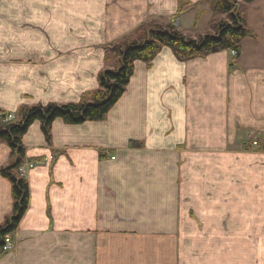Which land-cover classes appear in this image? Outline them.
<instances>
[{
  "label": "crops",
  "instance_id": "crops-1",
  "mask_svg": "<svg viewBox=\"0 0 264 264\" xmlns=\"http://www.w3.org/2000/svg\"><path fill=\"white\" fill-rule=\"evenodd\" d=\"M178 1L0 0V113L83 102L102 45L174 16ZM247 24L256 38L237 60L182 63L165 48L152 67L136 63L106 120H56L51 143L35 122L30 203L0 264H264V0ZM12 163L0 143V227Z\"/></svg>",
  "mask_w": 264,
  "mask_h": 264
},
{
  "label": "trees",
  "instance_id": "trees-1",
  "mask_svg": "<svg viewBox=\"0 0 264 264\" xmlns=\"http://www.w3.org/2000/svg\"><path fill=\"white\" fill-rule=\"evenodd\" d=\"M205 1L219 17L212 24L214 34L199 36L194 40L175 29L167 30L157 22L145 24L137 31L138 39H126L105 49L107 61L115 58L117 66L113 70L106 69L99 75L98 89L87 94L81 104L23 107L17 114L18 120L10 124H4L0 118L3 125L0 128V143H6L10 147L13 159V163L2 171V175L12 184L14 202L12 217L0 227V249L3 250L6 238L17 230L29 207V184L21 175L20 168L25 163L26 154L23 140L35 122L41 123L46 140L51 143L52 126L56 120H63L69 125L106 120L126 93L134 76L136 63L142 62L151 67V63L164 48L172 50L182 63L205 59L222 52H234V60L241 57L243 41L256 38L248 27L246 17L248 5L255 0ZM133 146L142 147V144L134 143Z\"/></svg>",
  "mask_w": 264,
  "mask_h": 264
},
{
  "label": "rangeland",
  "instance_id": "rangeland-1",
  "mask_svg": "<svg viewBox=\"0 0 264 264\" xmlns=\"http://www.w3.org/2000/svg\"><path fill=\"white\" fill-rule=\"evenodd\" d=\"M178 4H179L178 11H176L174 16H172V17L171 16H169V17L163 16L162 19H151L148 22L144 23L143 25L151 23V22H157L158 24H160L161 26H163V28H165L167 30L175 29V30L181 32L182 34H184L187 38H191L194 40L197 39L199 36L214 34V26L212 24L214 23V20H218L219 17H217L215 15V13L211 10L209 5L206 4L205 0L198 3V4H195V5L190 3L187 0H179ZM249 5H248V7H249ZM216 17H217V19H215ZM246 17H247V15H246ZM143 25H141V26H143ZM140 27L138 29H140ZM138 29H136L135 31H133L129 35H126L124 37H120L119 39H115L114 41H112L108 44L102 45L101 48L103 49L104 56H105V59H104L105 70L106 69L113 70L117 66V63H116L117 60L115 58L110 59V60L108 59L109 61H107L105 49L109 46L116 44V43L123 42L126 39H138V35H137ZM232 56L235 59L236 54L234 52H232ZM153 62L151 63V67L153 65ZM148 68H150V67H148ZM95 91H93V92H95ZM93 92H91V93H93ZM81 103H79V104H81ZM253 140H254L253 142H255L258 139L254 138ZM238 147L239 148L241 147L239 143H238ZM21 175L23 176V173H21Z\"/></svg>",
  "mask_w": 264,
  "mask_h": 264
},
{
  "label": "built area",
  "instance_id": "built-area-1",
  "mask_svg": "<svg viewBox=\"0 0 264 264\" xmlns=\"http://www.w3.org/2000/svg\"><path fill=\"white\" fill-rule=\"evenodd\" d=\"M0 118L2 119L4 124H10L14 123L17 121V116L16 114H0ZM254 147L258 145L257 141H255L252 144ZM116 157H112V160H115ZM39 163L38 162H25L24 165L20 168V173H24L27 168L33 169L36 167ZM15 248L13 241L11 240L10 237H7L5 240V245L3 247L2 252L8 253L11 252Z\"/></svg>",
  "mask_w": 264,
  "mask_h": 264
}]
</instances>
